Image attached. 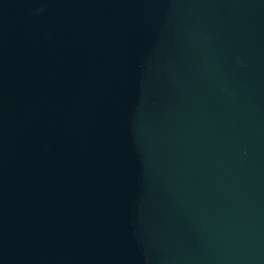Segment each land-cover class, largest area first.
<instances>
[{"label":"water","instance_id":"obj_1","mask_svg":"<svg viewBox=\"0 0 264 264\" xmlns=\"http://www.w3.org/2000/svg\"><path fill=\"white\" fill-rule=\"evenodd\" d=\"M0 264H264V0H0Z\"/></svg>","mask_w":264,"mask_h":264}]
</instances>
